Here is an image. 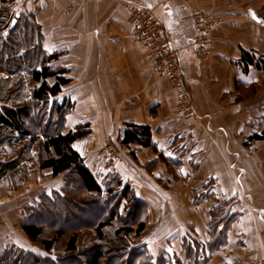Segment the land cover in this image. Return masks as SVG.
<instances>
[{"label":"crops","instance_id":"obj_1","mask_svg":"<svg viewBox=\"0 0 264 264\" xmlns=\"http://www.w3.org/2000/svg\"><path fill=\"white\" fill-rule=\"evenodd\" d=\"M10 1L21 5L11 10L14 16L35 14L44 49L68 70L65 97L75 103L77 121L90 125L91 137L114 145L131 126L151 129L152 147H121L112 174L134 187L150 210H163L175 193L171 212L178 211V225L192 223L181 239L193 227L194 239L209 242L210 212L226 208L225 214L236 215L228 245L208 264H259L264 259V142L251 148L246 143L258 130L253 124L264 118V70L251 67L247 73L242 56L264 58V0ZM127 4L151 10L164 24L186 74L195 118L176 116V93L137 44ZM195 12L222 20L208 37V63L197 51ZM5 197L0 193V228L9 219ZM228 202L232 206L222 205ZM8 236L0 232V252L17 245ZM184 251L179 248L181 260Z\"/></svg>","mask_w":264,"mask_h":264},{"label":"trees","instance_id":"obj_2","mask_svg":"<svg viewBox=\"0 0 264 264\" xmlns=\"http://www.w3.org/2000/svg\"><path fill=\"white\" fill-rule=\"evenodd\" d=\"M14 20H17V25L10 31ZM43 40L42 28L34 13L24 12L16 17L9 8H0V74L8 76L7 80L0 79V193L18 192L25 188L32 176H41L42 173L50 174L53 178L65 176L68 182H78L86 198L92 199L86 202L90 208H100L102 215H106L95 227L97 241L80 254L85 258L84 264H115L117 261L119 264H172L165 258L155 262L146 245L132 247L139 243L129 240L132 235L142 239L148 228L146 222H138L136 231L132 226L137 223L143 202L119 175H107L103 179L104 184H100L74 149L75 143L88 138L92 131L89 124L69 126L76 106L64 96L65 88L70 83L68 70L56 65L57 55H50L44 49ZM242 66L247 73L251 67L264 70V58L244 52ZM256 123H259L255 125L258 130L248 139L246 148L264 142V118ZM118 144L115 143L118 148L130 149L133 145L151 148V129L131 126L122 130ZM52 196L62 198L57 192H53ZM40 198L41 202L35 207H25V214L29 217L32 215V220L39 218L37 212L45 208V200H53L47 194H42ZM59 200L64 202L65 198ZM124 201L129 202L125 211L121 210ZM232 204L228 202L222 205L227 207ZM225 209L219 206L210 212L209 242H198L192 233L188 234L192 236L191 239L188 235L183 238L185 260L176 255V264H208L226 248L236 215L230 212L225 214ZM28 220L22 222V231L34 247L40 246L41 250L50 254L56 242L64 236L63 230L54 240L40 244L42 230L37 222L28 224ZM114 224L118 227L116 233L113 236L107 234L106 230ZM77 241V236L70 239L67 246L69 253L77 251ZM135 255L140 260H133ZM0 264L57 263L51 262L49 257L12 244L0 252Z\"/></svg>","mask_w":264,"mask_h":264},{"label":"rangeland","instance_id":"obj_3","mask_svg":"<svg viewBox=\"0 0 264 264\" xmlns=\"http://www.w3.org/2000/svg\"><path fill=\"white\" fill-rule=\"evenodd\" d=\"M3 75L0 74V79L7 80L8 78L5 79V76L7 75ZM261 86L262 88H264V82ZM259 87L260 86L255 85V89H258ZM65 93L66 90L64 91V96ZM77 120V115L74 114L73 117L70 118L69 126L71 127L80 124V122H78ZM258 121H260V119H258ZM256 124L258 125L259 123H254L253 125L255 126ZM94 132L96 133L95 129ZM91 136L92 134L86 139L93 140L94 149L97 146L98 141ZM111 145L116 151V154L120 156V154L122 153L120 151L121 147L118 148L115 144ZM123 151L125 155V150ZM87 155L88 154L84 156L86 157ZM83 159L86 162L87 166L92 170L94 176L98 179L100 184H104L103 179L105 176H116L112 174V169L114 168L115 162L112 165H109L99 157L98 153L91 154L90 157ZM103 170L108 172V174L106 175L105 173H102ZM122 180L125 184H127L125 179L122 178ZM105 184H107V182H105ZM128 186L130 187V189L135 191V188L130 184H128ZM53 192L59 193V196L62 198H56L52 196ZM2 194L6 196L2 203L6 204L4 208L6 209V214L9 215V219L8 222L7 220L4 221V224L1 226L2 228H0L2 231L0 230V232L4 234L6 231V233L9 235L8 240H12L13 242L17 243L19 247L27 248L34 253L49 257L51 259V262H55L57 264H84L85 258L80 254L86 249L91 248L95 244V227L99 223H101L100 221L103 220L106 215H102V213L100 212V208H90V205H88L86 202H90L92 201V199L86 198L78 182H68L66 181L65 176L53 178L52 176H50V174L42 173L41 176H32L29 183L25 186L24 189L18 192H5ZM42 194H47V196L55 200V203L53 200L52 202H48V200H45V208H42L37 212V214H40L39 218L35 217L32 220V215H30L29 217V215L25 214V207L27 205L35 207L38 202H41L40 197L42 196ZM171 194L172 195L169 196V204L168 206H163V210H150L148 204L144 203V201H142L136 193L138 198L143 202V207H141L138 213L139 215L137 223L132 224V226L136 231L138 229V222H146L148 224V228L145 235L142 234V239L138 238L137 236L134 237L132 235L131 239L129 240L132 243L139 242L133 244L132 247H140L142 245H146V250L149 251L150 256H153L155 262L165 258L172 264H176V261L174 259L176 258V255L179 254V248H183L184 240L181 238L187 230V228L185 227L191 225L192 223L186 222L191 224H187L185 226L178 225L176 216L178 211L174 210L173 212H171L172 206L176 207L177 204L175 200H173V198H176V195L175 193ZM21 196L24 198H22ZM179 197L182 196H178V198ZM64 198V202L62 200H59ZM127 204H129V202L124 201L121 210L125 211V207L127 206ZM183 213L189 215V213L191 214L193 212L185 211ZM166 215L172 219L169 221V218H166L164 221H162L161 219ZM65 217L69 219L64 220ZM27 218H29L27 222L28 224L37 222V225L41 228L42 238L40 240V244L45 241L54 240L56 238V235L61 232V230H63L64 236L56 242V245L50 254L41 250L39 248L40 246L34 247L29 241V238L22 231V222ZM117 228V225L114 224L110 229L106 230V233L113 236L116 233ZM188 229V233H192L193 227H189ZM74 236H77L78 239L77 251L69 253L67 251V246L70 242V239ZM188 237L189 239H191L192 236L188 235ZM184 252L186 254V251ZM133 258V260L135 261L140 260V257H138V255H135ZM77 260L80 261L77 262ZM117 263L118 261L115 262V264Z\"/></svg>","mask_w":264,"mask_h":264},{"label":"built area","instance_id":"obj_4","mask_svg":"<svg viewBox=\"0 0 264 264\" xmlns=\"http://www.w3.org/2000/svg\"><path fill=\"white\" fill-rule=\"evenodd\" d=\"M3 6L13 12L21 8L20 4H14L10 0H4ZM125 9L134 27L133 35L137 44L145 51L147 58L153 64L154 70L166 77L172 90L176 93V116L180 119L195 118V109L186 85V74L180 62L179 53L172 47L166 35L164 24L151 10L144 7L127 4ZM193 18L198 29L196 45L199 58L202 62L208 63L210 61V52L207 46L208 37L222 20L211 14L201 12H195ZM88 140L91 139H85L79 141V143ZM97 143V146L86 157L77 151L82 158H88L91 154L98 153L102 160L112 165L118 159L113 146L109 143ZM259 264H264V259Z\"/></svg>","mask_w":264,"mask_h":264},{"label":"bare ground","instance_id":"obj_5","mask_svg":"<svg viewBox=\"0 0 264 264\" xmlns=\"http://www.w3.org/2000/svg\"><path fill=\"white\" fill-rule=\"evenodd\" d=\"M93 147H94L93 140H88L87 142H84V143L78 142L75 144V149L84 155L88 154L90 150L93 149Z\"/></svg>","mask_w":264,"mask_h":264},{"label":"water","instance_id":"obj_6","mask_svg":"<svg viewBox=\"0 0 264 264\" xmlns=\"http://www.w3.org/2000/svg\"><path fill=\"white\" fill-rule=\"evenodd\" d=\"M16 25H17V20H14L10 31H12L15 28Z\"/></svg>","mask_w":264,"mask_h":264}]
</instances>
